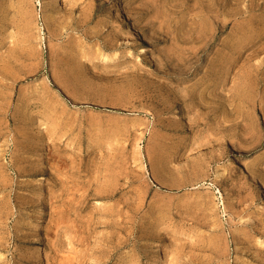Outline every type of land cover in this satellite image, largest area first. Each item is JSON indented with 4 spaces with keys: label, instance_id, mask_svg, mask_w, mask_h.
Listing matches in <instances>:
<instances>
[{
    "label": "rangeland",
    "instance_id": "374dc122",
    "mask_svg": "<svg viewBox=\"0 0 264 264\" xmlns=\"http://www.w3.org/2000/svg\"><path fill=\"white\" fill-rule=\"evenodd\" d=\"M156 257L264 264V0H0V264Z\"/></svg>",
    "mask_w": 264,
    "mask_h": 264
},
{
    "label": "bare ground",
    "instance_id": "6f19581e",
    "mask_svg": "<svg viewBox=\"0 0 264 264\" xmlns=\"http://www.w3.org/2000/svg\"><path fill=\"white\" fill-rule=\"evenodd\" d=\"M54 1L56 3H59L60 2V0H54ZM142 52H144V50H142ZM118 59H119V55H117V54H113V55L103 54V55L99 56V59L98 60L101 63H105V62H109V61L115 62ZM38 166H39V168H44V158H43V155L42 154L39 156ZM39 178H40L39 181H42L43 180L41 176ZM40 220H41V218H40ZM155 248H156L157 254L160 253L162 251V249H163L162 243H158ZM157 257L155 258V261H154L153 264H159V260L157 259Z\"/></svg>",
    "mask_w": 264,
    "mask_h": 264
}]
</instances>
